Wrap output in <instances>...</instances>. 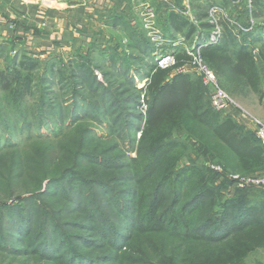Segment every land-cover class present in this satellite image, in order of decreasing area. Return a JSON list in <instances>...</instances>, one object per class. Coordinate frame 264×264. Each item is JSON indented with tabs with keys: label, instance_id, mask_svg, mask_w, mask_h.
I'll use <instances>...</instances> for the list:
<instances>
[{
	"label": "rangeland",
	"instance_id": "374dc122",
	"mask_svg": "<svg viewBox=\"0 0 264 264\" xmlns=\"http://www.w3.org/2000/svg\"><path fill=\"white\" fill-rule=\"evenodd\" d=\"M13 1L31 7L65 6L60 3L64 0H4L0 10L10 29L20 25L15 13L8 14L14 12L10 6ZM206 1L213 2L209 22L226 17L236 29H253L263 38L241 55L253 66L249 75L253 85L228 67L218 72L204 62L226 93L227 106L246 110L262 102L264 93V0ZM255 1L262 16H251ZM182 12L194 18L192 2ZM67 18L59 17L64 37L43 43L35 54L12 39L0 38V69L13 66L15 58L39 60L33 72V94L24 101H15L0 89V264H131L123 254L137 258L142 254L152 262H158L161 254H185L187 244L175 245L162 224L183 214L194 226L209 206L191 201L193 190L183 187L181 195L171 184L161 186L167 159L173 161L168 172L194 163L209 174L211 197L216 202L214 214L220 212L222 202L243 195L241 201L253 205L256 217L264 220V187L249 185L244 192L237 191L232 177L260 175L264 169L244 175L212 167L219 164L176 126L172 104L179 103L173 94L178 81L172 80L169 90L152 103L147 82L141 77L147 67L133 59L142 54L132 47L131 40L140 36L139 32L135 30L131 38L115 32L90 37L79 27L80 38L69 43L67 32L75 26ZM156 26L160 29L142 33L156 46L149 57L143 55L148 63H157L162 51L168 52L158 44L164 42L159 23ZM217 27L208 31L206 44L218 38L219 33L214 32ZM172 36L173 44L185 42L180 34ZM241 40L238 37L237 43ZM193 41L191 38L184 44L191 46ZM236 50L231 48L232 64L242 61ZM178 74L185 75L186 84L196 88L202 102L212 107L210 90L202 85L197 64L173 68L169 78ZM155 137L172 145L160 154V165L145 166L150 156L148 146ZM182 206L195 212H180ZM232 212L237 218L234 224H238L243 213L239 209ZM153 213L161 229L153 228L154 219L146 221ZM55 254L62 263L51 259ZM225 264H264V245Z\"/></svg>",
	"mask_w": 264,
	"mask_h": 264
},
{
	"label": "trees",
	"instance_id": "16d2710c",
	"mask_svg": "<svg viewBox=\"0 0 264 264\" xmlns=\"http://www.w3.org/2000/svg\"><path fill=\"white\" fill-rule=\"evenodd\" d=\"M212 4V1H203L198 4L194 20L180 12L168 11L165 20L166 28L162 31L164 44L161 46L173 53L175 60L173 66L160 68L156 62H145L143 55L149 57L156 46L154 47L147 38L143 37V34L131 39L134 41L132 47L142 53V56H135L133 59L147 67L145 72H141V77L147 82L145 87L154 104L169 90L172 80L178 81L176 82L178 87L173 89V94L179 103L172 104L177 127H180L196 145L207 152L224 172L253 174L264 169V145L256 133L243 128L232 117L223 115L208 103H203L202 95L197 96V89L189 83L186 84L185 75L178 74L173 79L169 78L171 69L192 64V56L185 50L187 47L185 44L193 38V45L200 47V55L209 67L218 72H223V67H228L231 72H236L243 79H247L250 85L254 84L249 81L250 72L253 71L250 59L241 55L250 44L263 41V38L253 29L244 32L236 29L231 20L226 17L218 18L216 24L209 22L208 12ZM254 5L251 16H262L259 2L255 1ZM194 7L192 5V8ZM216 25L220 28L217 41L206 44L208 31ZM172 32H179L184 37L185 44H179V42L173 44L175 38ZM127 35L133 36V34ZM135 37H137L136 40ZM238 37H242L239 43H237ZM232 47H235L237 55L242 57L239 59L242 61L237 64H232ZM13 64L0 69V89L6 93L7 97L15 101H24L27 96L33 94L36 84L33 72L39 67V60L21 57L15 58ZM51 68L54 70L53 63ZM56 74L59 75V71ZM201 83L203 85V82ZM180 90H184L185 93L182 94ZM199 90L203 89L199 87ZM160 139L155 137L151 140L148 146L150 156L145 166H154L155 163L160 165L163 161L160 154L172 145V142H160ZM172 163L173 161L169 159L165 161L161 186L171 184L172 189L181 195L183 187L193 190L194 196L191 201L205 203L204 205L209 206V210L204 212L203 218L194 226L189 217H184L183 214L181 216L176 214L171 219L165 220L168 224H162L163 231L175 241V245L187 244L185 254H161L158 262L146 260L142 254L141 258L135 257V254H123L131 264H180V262L181 264H225L264 245V220L260 215L256 217L257 210L253 205H247V202L241 201L243 195H238L237 200L222 202L218 205L221 207L220 212L214 214L212 207L216 205V202L211 197L213 190L209 186L211 181L209 174L194 163L178 171L168 172ZM63 178L67 179L65 176ZM244 188H238L237 191L244 192ZM234 209H239L243 213L238 224H234L237 219L232 212ZM183 211L189 215L195 212L182 206L180 212ZM153 219L155 222L151 223ZM146 221H149L156 230L161 229V223L156 224L157 218H154V213ZM48 223L49 220H47ZM58 255L55 254L51 259L62 263L63 259ZM116 255L123 258V255L115 254V257Z\"/></svg>",
	"mask_w": 264,
	"mask_h": 264
},
{
	"label": "crops",
	"instance_id": "0c3cea01",
	"mask_svg": "<svg viewBox=\"0 0 264 264\" xmlns=\"http://www.w3.org/2000/svg\"><path fill=\"white\" fill-rule=\"evenodd\" d=\"M3 1L0 0V7L4 6ZM189 1L195 6L193 8L195 15L197 5L206 0H64L60 3L65 6L56 7L43 4L31 7L23 2L19 5L18 2L13 1L10 6L14 12H8V14L14 15L15 13V16L20 18V25L10 29L5 23L1 9L0 38L12 39L18 46L22 44L28 52L35 54L42 48L43 43L64 37V30L61 32L59 28V17L63 15H67V21L73 24V27L75 26L73 29L69 28L67 32L65 39L69 43L80 38L82 33L79 27H82L84 35L90 37L113 32L121 35L135 34V30L139 32L138 34H145L148 30L145 25L148 16L154 21L155 28H158L156 25L159 23L163 31V28H166L165 20L168 11L174 10L184 14L182 9L186 8ZM47 2L50 1L46 0ZM64 9H67L66 12H63ZM185 16L188 18L187 15ZM8 20L10 22L12 19ZM162 31L161 34H163ZM172 33L180 34L179 32ZM261 99L262 102L246 108L249 113L245 109H237L233 104L228 105L222 113L232 117L243 128L255 132L257 122L264 121V93Z\"/></svg>",
	"mask_w": 264,
	"mask_h": 264
},
{
	"label": "built area",
	"instance_id": "2783aa9c",
	"mask_svg": "<svg viewBox=\"0 0 264 264\" xmlns=\"http://www.w3.org/2000/svg\"><path fill=\"white\" fill-rule=\"evenodd\" d=\"M146 28L149 30L148 32L153 33L155 26L154 22H152L151 18L148 16V19L145 20ZM12 27V26H10ZM217 30L214 31L215 34L219 33L220 29L219 27L216 28ZM159 32V30H157ZM217 39L211 40L210 43L216 42ZM159 42V41H158ZM159 45L160 42L158 43ZM161 48V46L159 47ZM199 46L195 48L194 45L187 46L185 50L192 56V63L197 64L199 67V70L202 74V82L203 84L209 88L210 90V103L212 107L216 110H223L227 106V95L223 91L221 87L218 86L216 78L214 73L208 68V66L205 65L204 61L201 58L200 53H198ZM157 65L160 68H166L172 64L175 63L174 55L172 52H163L160 54L158 59H156ZM256 136L260 139L261 143L264 145V123L263 122H257L256 130H255ZM215 169L221 170V167L219 165L212 166ZM234 182L238 188H244L246 186H258V187H264V174L260 175H251V176H240L238 174L232 175Z\"/></svg>",
	"mask_w": 264,
	"mask_h": 264
}]
</instances>
